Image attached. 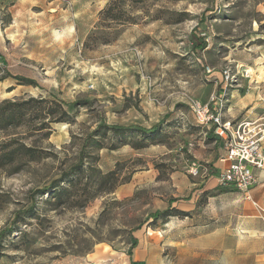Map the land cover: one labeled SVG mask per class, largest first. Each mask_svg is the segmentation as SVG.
Masks as SVG:
<instances>
[{"label":"rangeland","instance_id":"1","mask_svg":"<svg viewBox=\"0 0 264 264\" xmlns=\"http://www.w3.org/2000/svg\"><path fill=\"white\" fill-rule=\"evenodd\" d=\"M7 101L27 103L0 143L35 156L0 166V264H238L252 244L192 103L264 115V0H0Z\"/></svg>","mask_w":264,"mask_h":264},{"label":"built area","instance_id":"2","mask_svg":"<svg viewBox=\"0 0 264 264\" xmlns=\"http://www.w3.org/2000/svg\"><path fill=\"white\" fill-rule=\"evenodd\" d=\"M192 110L196 118L212 128L223 143L225 154L220 157L225 166L216 176L220 186L249 193L259 183L257 170L264 168V115L240 120L226 119L209 103L195 101Z\"/></svg>","mask_w":264,"mask_h":264},{"label":"crops","instance_id":"3","mask_svg":"<svg viewBox=\"0 0 264 264\" xmlns=\"http://www.w3.org/2000/svg\"><path fill=\"white\" fill-rule=\"evenodd\" d=\"M224 154L225 148L222 146L213 163L214 168L210 176L213 183H215L214 186L220 187V190L223 191L222 195H226V197L231 195L230 198H234V201L238 203L240 207V232L244 234V237L246 236L252 240V244H237L236 248L240 253L238 264H245L246 257L251 260L249 264H264V168L257 170L259 183L250 190V197L248 198L246 194L240 191L219 185L216 176L219 170L225 166V163L220 160V157ZM221 244L224 243L221 242Z\"/></svg>","mask_w":264,"mask_h":264},{"label":"trees","instance_id":"4","mask_svg":"<svg viewBox=\"0 0 264 264\" xmlns=\"http://www.w3.org/2000/svg\"><path fill=\"white\" fill-rule=\"evenodd\" d=\"M110 11H112V5H110L108 9L104 11V13L105 12L108 13ZM199 41H200V44H199L200 48H204L206 44L205 41L203 39H200ZM19 79H21V81L28 83V84L37 83L35 80L30 79V78L21 77ZM24 103H27V102L7 101L6 105L0 108V118L8 121L7 122L8 124H12L15 121V118L17 115L16 109L18 108V106ZM64 115H69V114L67 112H64ZM23 152H25L29 156H32V157L35 156V153L31 147H28L22 142H19L15 139L0 143V166L3 165L4 161L5 163L13 162L16 158V155L18 153H23ZM172 211H178V210L177 208L171 206L165 211L155 212L154 214H152V218L158 219L161 215H164V214L171 215Z\"/></svg>","mask_w":264,"mask_h":264}]
</instances>
